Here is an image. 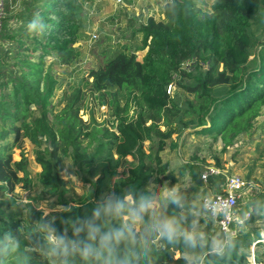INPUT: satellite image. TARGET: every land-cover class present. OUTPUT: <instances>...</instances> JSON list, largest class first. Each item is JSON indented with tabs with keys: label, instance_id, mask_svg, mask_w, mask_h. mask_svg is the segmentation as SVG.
<instances>
[{
	"label": "trees",
	"instance_id": "trees-1",
	"mask_svg": "<svg viewBox=\"0 0 264 264\" xmlns=\"http://www.w3.org/2000/svg\"><path fill=\"white\" fill-rule=\"evenodd\" d=\"M7 10L0 32V191L12 195L17 187L34 186L26 156L15 161L12 154L17 141L28 139L41 167L37 184L64 208L24 214L13 198L0 201V264H100L82 251L122 230L144 200L157 206L141 213L135 241H111L121 252L146 243L141 264H249L252 244L262 249L255 252L256 264H264L260 230L239 232L224 244L225 236L194 203L205 194L204 170L196 158L179 170L191 186L164 195V184L174 185L178 178L161 156L168 141L177 146L175 139L186 131L221 140L225 150L253 129L264 107V0H215L209 13L196 0L162 4L163 19L150 16L139 25L141 46L114 52L88 75L90 94L110 107L116 125L98 123L93 112L90 120L82 119L80 87L51 117L60 83L43 64L52 55L61 65L79 59L74 45L86 28L84 1L24 0L15 14L6 2ZM36 14L51 26L44 35L28 32ZM10 18L14 29L8 27ZM145 49L138 60L136 51ZM187 62L191 69L184 68ZM172 83L193 98L181 105L175 93H167ZM67 158L90 187L73 204L64 200ZM163 219L178 228L173 243L151 230ZM186 232L197 235L195 247L185 244ZM214 242L222 245L220 251H212Z\"/></svg>",
	"mask_w": 264,
	"mask_h": 264
},
{
	"label": "rangeland",
	"instance_id": "rangeland-1",
	"mask_svg": "<svg viewBox=\"0 0 264 264\" xmlns=\"http://www.w3.org/2000/svg\"><path fill=\"white\" fill-rule=\"evenodd\" d=\"M23 1L6 0L9 10L13 11L14 14L20 10ZM83 1L86 9V20L88 21L87 25L85 24V30L81 33L80 40L74 45L80 51L79 59L69 65H61L56 57L52 55L48 56L43 64V71L52 74L60 83L53 94L50 113L51 117L53 113H58L64 106L63 100L74 89L80 87L82 96L79 106L82 119L84 121L90 120L93 112L98 123L111 125L116 122H114L110 107L102 103L96 95L90 94L88 75L91 70L98 68L111 59L114 52L126 48L133 51L141 46L142 37L137 32L139 25L150 16L155 17L157 20L163 19L161 6L167 0H123L120 3H118V0ZM196 1L203 12L209 13L215 0ZM7 15L9 16L8 10ZM14 24V19L10 18L8 27L14 29ZM93 33L98 35L97 39L92 38ZM2 51L0 48V59L3 57ZM146 51L147 49L136 51L138 60L142 61ZM192 64V62H187L184 64V68L186 70L191 69ZM171 94L176 96L181 105H184L185 100L193 98L192 95L186 93L177 85L173 86ZM32 112L33 116L39 115L38 112ZM1 126L0 123V128ZM11 138L9 137L8 141L13 144ZM170 142L168 141L167 148L161 153V156L163 161L169 164L170 170L176 172L178 182L174 185L168 182L165 183L164 195L171 196L179 189H187L191 186L189 176L180 175L179 170L183 164L194 161L195 158L203 166V170L213 166L222 170L224 174L239 175L253 186L241 200L239 214L243 216V214L249 213L248 219L254 217L253 221L245 222L243 226L237 229V233L260 230L261 241H264V107L255 121L253 129L247 134L240 135L235 143L225 150L221 140L215 141L212 137L197 136L190 134L188 131L184 132L182 138L178 141L175 139L174 142H177V146L171 147ZM14 146L12 150L13 159L18 158L20 160L21 153L26 156L34 186L27 191L17 187L12 195H8L1 190L0 201L13 198L17 209L22 210L24 214L29 213L33 208L44 210L45 214L64 208V205L58 199L47 198L42 188L37 184V170L41 167L35 162L34 146L31 142L28 139L21 138ZM145 146L149 147V143L147 142ZM62 174L64 179L69 181V191L64 200L69 204L79 202L86 196L90 187L83 181L77 166L73 164L71 159L67 158L65 160ZM248 176H250V179H248ZM223 180V176H214L208 179L206 183L204 182L205 193L219 190ZM200 198L194 201L198 206L201 205ZM154 206H157V204H152V207ZM257 206L262 209L256 208ZM135 229L139 230L140 224ZM217 233L219 232L217 231ZM216 243L220 245L219 242ZM261 250L255 244L251 245L249 264H256L255 252Z\"/></svg>",
	"mask_w": 264,
	"mask_h": 264
},
{
	"label": "clouds",
	"instance_id": "clouds-1",
	"mask_svg": "<svg viewBox=\"0 0 264 264\" xmlns=\"http://www.w3.org/2000/svg\"><path fill=\"white\" fill-rule=\"evenodd\" d=\"M50 25L45 21L44 17L36 14L32 20L27 24V29L29 34L32 35H44L50 29ZM152 204L150 201L144 200L140 204V209L138 212H135L128 223L124 225V228L120 231L113 234L109 233L104 236L102 242L98 248L92 246H87L83 251L82 255L85 258L94 257L96 261H99L100 264H141L142 258H146L148 254L147 244L137 250L135 248H126L121 252L116 244L111 241L115 239L117 243L121 240L125 241H135V232L133 231L142 221L141 213L147 211ZM122 206H120V209ZM151 230L156 234L157 239L167 240L169 243H173L177 240L179 235L178 228L174 221L163 219L155 221L151 225ZM203 239V237H199ZM197 241V235L191 233H184V242L185 244L195 247ZM222 248V245L213 243V252H218Z\"/></svg>",
	"mask_w": 264,
	"mask_h": 264
},
{
	"label": "built area",
	"instance_id": "built-area-1",
	"mask_svg": "<svg viewBox=\"0 0 264 264\" xmlns=\"http://www.w3.org/2000/svg\"><path fill=\"white\" fill-rule=\"evenodd\" d=\"M118 1V3L123 2V0ZM6 15V0H0V32L3 29ZM97 37L98 35L93 33L92 38L97 39ZM173 86H175L173 83L168 86V94H171ZM214 176H223L221 188L205 193L201 198V206L218 232L225 236L226 243L228 238L239 233H237V229L243 226L248 219L249 213L242 216L239 214V210L241 200L253 186L241 176L224 174L222 170L213 166L205 168L202 172V180L205 183Z\"/></svg>",
	"mask_w": 264,
	"mask_h": 264
},
{
	"label": "crops",
	"instance_id": "crops-1",
	"mask_svg": "<svg viewBox=\"0 0 264 264\" xmlns=\"http://www.w3.org/2000/svg\"><path fill=\"white\" fill-rule=\"evenodd\" d=\"M15 160H18V158H16ZM40 167V166H39ZM38 171V173L41 171V168H39V170H37Z\"/></svg>",
	"mask_w": 264,
	"mask_h": 264
}]
</instances>
